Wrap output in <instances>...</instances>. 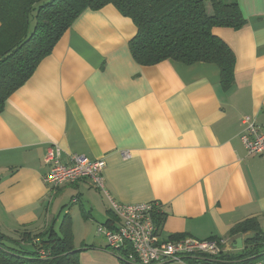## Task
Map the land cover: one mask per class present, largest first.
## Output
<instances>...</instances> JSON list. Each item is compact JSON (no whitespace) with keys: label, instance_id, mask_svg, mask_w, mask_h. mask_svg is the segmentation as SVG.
Wrapping results in <instances>:
<instances>
[{"label":"crops","instance_id":"obj_1","mask_svg":"<svg viewBox=\"0 0 264 264\" xmlns=\"http://www.w3.org/2000/svg\"><path fill=\"white\" fill-rule=\"evenodd\" d=\"M238 2L245 26L215 30L236 55L228 89L213 63H137L131 18L112 4L83 11L0 113L1 231L58 229L79 212L81 264H124L97 231L106 218L116 226L109 197L88 179L56 190L44 182L52 145L64 162L104 159L117 203H161L163 239L229 237L251 217L263 228L264 154L250 155L241 134L245 115L264 125V0Z\"/></svg>","mask_w":264,"mask_h":264},{"label":"trees","instance_id":"obj_2","mask_svg":"<svg viewBox=\"0 0 264 264\" xmlns=\"http://www.w3.org/2000/svg\"><path fill=\"white\" fill-rule=\"evenodd\" d=\"M109 4L137 27L129 41L137 63L153 65L168 59L213 63L221 71L225 89L235 82L236 55L215 30L245 26L247 19L238 0H0V113L76 18L86 9ZM155 219L162 225L165 214L159 212ZM229 234L243 237V249L235 254L199 255L192 263L264 264V229L256 217L240 221ZM80 252L74 245L69 214L58 229L51 226L36 234L22 230L13 237L0 229V264H81Z\"/></svg>","mask_w":264,"mask_h":264},{"label":"built area","instance_id":"obj_3","mask_svg":"<svg viewBox=\"0 0 264 264\" xmlns=\"http://www.w3.org/2000/svg\"><path fill=\"white\" fill-rule=\"evenodd\" d=\"M244 129L241 139L250 155L264 154V125L259 124L251 115L242 119ZM130 151H123L128 159ZM47 171L44 182L52 189L64 184L74 185L82 179H88L92 185L103 191L110 199L117 217L116 226L100 224L98 234L105 238L111 253L124 264H193L199 255L219 256L222 252H231L234 240L231 237H213L198 239L192 236L163 239L160 225L155 216L161 212L158 201L136 204H121L114 201L105 187L104 159H92L79 153L69 155L68 162L61 159V148L49 147L44 157ZM78 201L74 198L73 202Z\"/></svg>","mask_w":264,"mask_h":264},{"label":"rangeland","instance_id":"obj_4","mask_svg":"<svg viewBox=\"0 0 264 264\" xmlns=\"http://www.w3.org/2000/svg\"><path fill=\"white\" fill-rule=\"evenodd\" d=\"M206 4H207V1H206ZM207 5H209V3L207 4ZM209 10L211 11L212 10V8H211V6H209ZM71 192L72 191H70V193L68 194L69 195V197L68 198H70L71 199V196H70V194H71ZM105 195V194H104ZM101 197H103V196H101L100 195V198ZM107 197V196H106ZM100 198H98V199H100ZM101 200V199H100ZM87 210H89V209H87ZM78 210H76V212H77ZM109 214V213H108ZM111 216V217H110ZM110 216H108V217H110V218H112V217H114L115 218V220H117V217L112 213V214H110ZM73 217H74V220H75V222H77V226H78V232H79V230H80V226H81V223H82V220H81V214L79 213V212H77V215H73ZM73 217H72V219H73ZM107 219V218H106ZM105 219V220H106ZM99 220H101V219H99ZM104 220V222H103V224L106 222ZM263 229H264V224H263ZM72 231L74 232V229H72ZM102 236V235H101ZM14 237V236H13ZM103 237V236H102ZM230 252V251H229ZM233 254H235V253H238V250L237 249H233L232 251H231Z\"/></svg>","mask_w":264,"mask_h":264},{"label":"water","instance_id":"obj_5","mask_svg":"<svg viewBox=\"0 0 264 264\" xmlns=\"http://www.w3.org/2000/svg\"><path fill=\"white\" fill-rule=\"evenodd\" d=\"M233 247L234 249H237V250L243 249L244 239L242 236L235 238Z\"/></svg>","mask_w":264,"mask_h":264},{"label":"bare ground","instance_id":"obj_6","mask_svg":"<svg viewBox=\"0 0 264 264\" xmlns=\"http://www.w3.org/2000/svg\"><path fill=\"white\" fill-rule=\"evenodd\" d=\"M56 190V189H55Z\"/></svg>","mask_w":264,"mask_h":264}]
</instances>
